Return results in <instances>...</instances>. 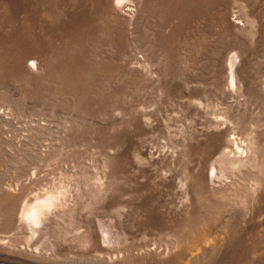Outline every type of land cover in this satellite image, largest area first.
Masks as SVG:
<instances>
[{
	"label": "rangeland",
	"instance_id": "1",
	"mask_svg": "<svg viewBox=\"0 0 264 264\" xmlns=\"http://www.w3.org/2000/svg\"><path fill=\"white\" fill-rule=\"evenodd\" d=\"M0 264H264V0H0Z\"/></svg>",
	"mask_w": 264,
	"mask_h": 264
},
{
	"label": "bare ground",
	"instance_id": "2",
	"mask_svg": "<svg viewBox=\"0 0 264 264\" xmlns=\"http://www.w3.org/2000/svg\"><path fill=\"white\" fill-rule=\"evenodd\" d=\"M2 52V51H1ZM11 53V52H10ZM11 56V55H10ZM8 57V56H7ZM14 61H15V59H14ZM17 61V60H16ZM13 62V61H12ZM15 66V65H14Z\"/></svg>",
	"mask_w": 264,
	"mask_h": 264
}]
</instances>
